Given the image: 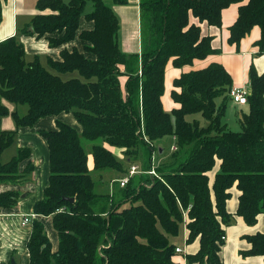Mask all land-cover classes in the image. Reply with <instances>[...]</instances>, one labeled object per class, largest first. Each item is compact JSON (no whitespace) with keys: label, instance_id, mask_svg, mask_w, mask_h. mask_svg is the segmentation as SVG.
<instances>
[{"label":"trees","instance_id":"obj_1","mask_svg":"<svg viewBox=\"0 0 264 264\" xmlns=\"http://www.w3.org/2000/svg\"><path fill=\"white\" fill-rule=\"evenodd\" d=\"M87 2L92 5L89 12L84 11ZM138 4L140 51L128 53L118 45V18L105 0L36 1L39 12L24 33L45 37L50 47L61 46L58 59L48 57L49 67L59 73L77 71L83 80L62 79L38 57L25 61L24 45L15 36L0 41V156L19 128L32 127L42 117L71 113L80 127L56 119L54 128L38 130L48 145L49 181L33 212L51 216L58 246L52 250L43 222L33 219L26 243L29 264H182V254L171 241L181 223L186 243L199 240L198 250L184 256L187 263L222 264L221 237L232 219L226 202L233 185L239 190L236 214L248 225L263 217V229L244 236L249 247L240 254L264 258V73L252 63L248 68L247 110L238 117L239 131L223 122L233 86L221 63L181 72L170 90L176 106L169 113L162 104L169 61L180 68L215 52L211 35L202 34L190 17L219 27L223 10L237 4L228 42L238 46L258 26L254 45L264 54V0ZM82 19L92 26L82 29ZM76 38L82 49L64 46ZM4 101L16 108L9 111ZM21 105H26L24 112L18 109ZM197 112L207 119L203 127L186 119ZM8 114L15 122L11 130L1 128ZM168 134L176 149L155 167L157 175H150L153 141ZM85 141L91 144L88 148ZM106 144L123 148L131 161L144 150L147 160L125 186L118 183L115 192L97 193L89 153L94 171H128ZM30 156L29 147H18L8 161L0 162V184L26 180L35 168ZM217 161L211 181L209 172ZM20 194L15 189L0 192V208L14 207Z\"/></svg>","mask_w":264,"mask_h":264},{"label":"crops","instance_id":"obj_2","mask_svg":"<svg viewBox=\"0 0 264 264\" xmlns=\"http://www.w3.org/2000/svg\"><path fill=\"white\" fill-rule=\"evenodd\" d=\"M36 1L37 0H2L0 41L7 37L15 36L23 43L25 53L30 52L34 55V57H38L39 61L42 57L46 59V62L48 57L58 59L61 47H50L45 37L37 38L35 35L26 34L23 31L29 24L31 17L39 12L36 8ZM129 1L136 4L135 11L132 10L131 12V7L125 5ZM113 4L114 7H112V10L117 9L120 13H115L119 22L117 40L120 49L128 53L139 52L140 10L138 0H128L124 4H115L113 2ZM237 10V4H232L225 8L222 12V24L219 27L209 25L205 21L200 22L193 16L190 17L191 22L199 24L202 34L211 35V45L215 49L214 53L208 55L207 58L205 57L206 59L203 58V61L198 62L199 66L204 65L208 61L221 63L231 74L233 88L248 85L247 73L251 63L259 73H264V54H258L256 52L257 47L254 45V42L260 35V29L258 26H256L258 28L253 26L250 32L241 39L238 46L228 42L229 26L235 20ZM131 14L132 16L130 21L129 16ZM91 26V22L82 19V29L90 28ZM64 46L67 49H71L73 46L78 49H82L83 43L80 39L76 38ZM171 65L173 64L169 61L166 67ZM177 76H179V74ZM231 102L240 108L246 106L245 104L235 103L232 100ZM4 103L8 107L9 111L16 108L12 103L6 101H4ZM18 109L21 112L25 111V109L22 110L21 107ZM241 111L243 110L241 109ZM63 116L64 115L62 113L58 116L42 117L38 119L32 127L19 128L15 135L14 142L3 151L4 153L6 150H9V148H13L14 150V148L16 149L18 147H29L31 150L30 159L34 163L35 168L26 180L17 184H0V192L15 189L21 193L14 207L0 208V264H8L12 259L15 261V264H29V254L26 243L31 234V222L33 219H39L43 222L45 232L51 242L52 250L54 251L57 249L58 236L56 230L53 228L51 216L35 214L33 212V205L37 200L43 197L44 188L47 186L49 181L48 145L45 139L38 133V130L54 128L55 120H61ZM65 116L67 115L65 114ZM68 118L73 119V116L69 115ZM70 125L80 129L75 122V119L74 123ZM1 128L8 130L15 128V122L10 114L2 117ZM25 164L26 161H23L20 164V168L22 169ZM218 168L219 161L216 162L214 168L209 172L211 181ZM230 193L231 195L226 202V208L232 215V219L230 224L224 227L225 240L219 252L221 262L222 264H264V258L262 255L243 256L240 254L241 250L249 247V243L244 236L263 229L262 214L257 217V222L254 225H248L241 216L236 214L239 190L235 185L230 188ZM23 215L32 217L29 224L21 225ZM198 248V238L191 243L185 242V245L182 246V255L178 258V260L182 261V264H189L185 260L184 256L188 253H195Z\"/></svg>","mask_w":264,"mask_h":264},{"label":"rangeland","instance_id":"obj_3","mask_svg":"<svg viewBox=\"0 0 264 264\" xmlns=\"http://www.w3.org/2000/svg\"><path fill=\"white\" fill-rule=\"evenodd\" d=\"M65 2L69 1V0H63ZM105 3L108 6H111V9H113L112 7H114L113 1L112 0H105ZM127 6L131 7V12L132 10L135 11V6L136 4L134 2H128L127 4H125ZM92 9V5L91 2H87L85 7H84V11L85 12H89ZM116 10V11H114ZM114 13H118L120 14L117 9H114ZM43 13H49L51 12L50 9H44L42 10ZM131 16L132 14L129 16V20L131 21ZM192 17V16H191ZM197 20V19H196ZM256 27V26H255ZM258 28V27H256ZM54 35V34H53ZM61 47V46H59ZM207 58V57H206ZM205 58V59H206ZM24 59L25 61H30L34 59V55H32L30 52L25 53L24 55ZM204 59H198V60H193V62L191 64L188 65H184L182 67H175L173 65L171 66H167L166 67V72H165V78H164V94L162 96V104H163V108L165 111L171 113L172 108L175 106L171 96H170V88L172 86V80L173 78H175L178 74H180L181 72H185L188 70H192V69H197V68H201L204 66H207L208 64H210L211 62L214 61H208L207 63H205L204 65H200L198 64L199 61H203ZM40 62L47 67L51 72L58 74L62 79L66 80L69 78H80L81 80H83L84 78L77 72H68V73H59L56 72L54 69H52L51 67H49L48 63L46 62V59L44 57L40 58ZM248 81V79H247ZM121 83H124L123 78H121ZM220 98L217 99V102H219ZM14 105V104H13ZM21 109H25L26 110V105H21L20 106ZM241 109L243 110V112H246L247 107L243 106V107H238L236 105H234L232 102H229L225 111V114L223 116V122L227 125V127L233 131H239L241 129L240 124L238 122V117L241 115ZM65 114L67 116H65ZM63 117L61 118L62 121L69 123V124H73L74 123V118H68L69 115H72L71 113H63ZM171 118L172 121L174 120L173 115L171 114ZM186 119L190 122H197L200 126H205L207 124V119H205L200 113H190L186 116ZM76 122V121H75ZM77 123V122H76ZM78 125V124H77ZM79 127V125H78ZM80 128V127H79ZM85 143L87 144V148L88 145H91L89 142L85 141ZM175 139L173 137V135H165L155 141H153V152H152V165L153 167H157L158 164H160L162 161H165L168 156L171 154V146L175 145ZM13 147V146H12ZM106 147L111 151V153L113 154V156L115 157V159L120 162L122 164L123 169L126 171L128 169V167L131 164H137L139 166V168L142 167V163L144 162V160H147V155L146 153H143L140 149L138 158L136 160H132L131 159H127V157L124 154V150L121 147L115 146V145H108L106 144ZM158 148H162L164 150L163 154H159L158 153ZM17 148L13 150V148H9V150H6L1 156H0V162H6L8 161L13 155L16 154ZM88 166L89 169L91 170V176L93 178V180L95 181V187L94 190L97 193H112L117 191L120 187L118 185V179L120 177H122L124 174H126L125 172H118L115 169H104V170H99V171H94L93 170V162H92V156L89 153L88 155ZM49 232V229H48ZM185 228H184V224H180L179 230H178V234L176 236H172L171 237V241L174 244L179 245L180 247L185 245Z\"/></svg>","mask_w":264,"mask_h":264},{"label":"built area","instance_id":"obj_4","mask_svg":"<svg viewBox=\"0 0 264 264\" xmlns=\"http://www.w3.org/2000/svg\"><path fill=\"white\" fill-rule=\"evenodd\" d=\"M247 92H248L247 86L239 87V88H232L230 91L231 100L238 104H245L247 102V97H246ZM175 149H176V146L172 145L171 150H175ZM139 172H140L139 166L137 164H131L130 167L128 168L127 173L118 179V183L120 187L125 186L128 183V180L130 179V177ZM146 173L150 175H154V176L157 175L153 165H151V168ZM31 218H32L31 216L23 215L22 220H21V225L29 224L31 221ZM221 238L225 240V235H222ZM175 251L181 253L183 249L182 247L176 246Z\"/></svg>","mask_w":264,"mask_h":264},{"label":"water","instance_id":"obj_5","mask_svg":"<svg viewBox=\"0 0 264 264\" xmlns=\"http://www.w3.org/2000/svg\"><path fill=\"white\" fill-rule=\"evenodd\" d=\"M158 151H159V154L162 153V149L161 148H159ZM65 200L72 202L73 201V198H65ZM9 264H15V261L12 259Z\"/></svg>","mask_w":264,"mask_h":264}]
</instances>
